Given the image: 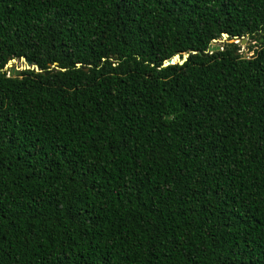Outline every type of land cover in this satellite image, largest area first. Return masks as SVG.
I'll return each instance as SVG.
<instances>
[{"label":"trees","instance_id":"1","mask_svg":"<svg viewBox=\"0 0 264 264\" xmlns=\"http://www.w3.org/2000/svg\"><path fill=\"white\" fill-rule=\"evenodd\" d=\"M0 264H264V0H0Z\"/></svg>","mask_w":264,"mask_h":264},{"label":"water","instance_id":"2","mask_svg":"<svg viewBox=\"0 0 264 264\" xmlns=\"http://www.w3.org/2000/svg\"><path fill=\"white\" fill-rule=\"evenodd\" d=\"M226 40L227 42H238L239 44H244L246 39L245 38H240L238 41L237 40H234L232 38H228L227 39V34L226 33H221L220 35V39H213V43L214 44H211L208 46V51L211 52V51H214V50H217L219 49V45L218 43L222 42ZM186 55H182V58L180 59L179 58V55L178 54H174L171 59H169L167 62H173V61H178V62H181L182 60H184ZM15 60H18V61H21L23 64L20 66V68H11V69H8V72H7V75L9 76H13V75H16L18 73L19 70L21 69H25V68H35V64L34 63H31L29 60L25 59L24 57L20 56L18 57L17 59L16 58H10L6 64L4 65V68L6 67V65H10L11 62H14ZM55 64V62L53 63ZM165 64V63H164Z\"/></svg>","mask_w":264,"mask_h":264},{"label":"rangeland","instance_id":"3","mask_svg":"<svg viewBox=\"0 0 264 264\" xmlns=\"http://www.w3.org/2000/svg\"><path fill=\"white\" fill-rule=\"evenodd\" d=\"M247 43H248V42L245 41L244 44H239V45H240V51H242V52H243L244 54H246V55H250L252 52H251V50L249 51V50L246 49V46H245V45H246ZM251 43H253V42H251ZM22 64H23V63H22L21 61L15 60L14 62H11L10 65H6L5 69L20 68V66H21Z\"/></svg>","mask_w":264,"mask_h":264}]
</instances>
